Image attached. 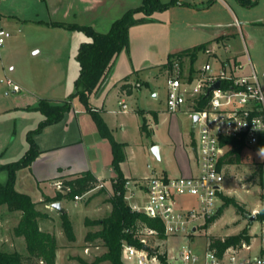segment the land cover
<instances>
[{"label":"crops","instance_id":"crops-1","mask_svg":"<svg viewBox=\"0 0 264 264\" xmlns=\"http://www.w3.org/2000/svg\"><path fill=\"white\" fill-rule=\"evenodd\" d=\"M142 2L143 0H0L2 27L21 32L19 23L24 28L28 24L33 26L25 29L21 40H30L33 32L37 33L34 36L58 35L62 41L63 37L67 38L65 47L61 46L62 42L59 43L57 50L63 47L65 49L59 59L51 53L56 58L54 62L48 58V63H40L39 70L31 68L25 75L22 72L16 74V66L9 61V54L15 45L13 41L5 42L0 48V76L4 75L7 80L11 79L19 86V90H14L6 80L7 85L0 87L1 184H6L10 177L8 169L3 167L18 161L26 154L30 148L28 134L35 131L45 119L44 114L37 109L40 99L60 102L74 92L68 93L66 87L69 84V70L72 66L73 75L78 66V77V48L82 42L90 39L82 31L48 26L45 22L77 23L91 26L99 32H107L117 18L128 9L140 6ZM118 6L122 8L119 14ZM136 18L140 20L130 28L129 49L122 50L115 57L102 84L90 97L93 108L101 114L107 112L106 98L113 89L121 97L118 101L121 109L127 111L129 107L123 96L131 95L141 88L139 84L135 88L131 85L136 73L140 74L144 69L160 64L165 68L169 54L203 43L213 53L208 55L207 60L212 61L211 57L215 58L217 66L223 61L235 59L246 66V71L254 67L257 73L264 76V0H256L252 7H245L237 0H180L179 4L167 10L154 12L150 19H145L143 13H138ZM74 37L80 43L73 46L69 41ZM231 40L235 44L232 45ZM33 49H36L33 55L42 51L36 48V44L31 45V50ZM52 49L55 50L56 46ZM7 64L8 68L5 66ZM128 76L130 79L126 80ZM1 82L5 80L1 79ZM120 102H124L127 108L123 109ZM32 139L40 154L31 165L16 171L15 188L29 194L38 204L44 196L55 195L57 190L52 185L55 180L91 171L103 184L104 191L116 177L112 167L113 153L106 143L107 140L99 135L92 115L76 98L62 120L46 125L40 132L33 134ZM191 146L194 164H190L188 159L186 165L179 167V175L198 171L196 144ZM185 155L187 157L186 152ZM121 170L129 180L140 181L145 178L128 176L123 163ZM99 188L88 193L91 194ZM60 202L63 208V201ZM43 205L44 209L40 210L49 214V205ZM40 227L42 229L41 224ZM44 231L49 232L47 229ZM253 243L256 246V239Z\"/></svg>","mask_w":264,"mask_h":264},{"label":"rangeland","instance_id":"rangeland-1","mask_svg":"<svg viewBox=\"0 0 264 264\" xmlns=\"http://www.w3.org/2000/svg\"><path fill=\"white\" fill-rule=\"evenodd\" d=\"M120 10H122L121 6H118L117 14H119ZM19 26L22 28L21 32L17 29L14 31L9 28L12 30V32L9 30L12 36L6 41V43L13 41V44H15L9 54V61H12V65L16 66V74L22 72L25 75L31 68L39 70L40 63H48V58L54 62L56 58H53L51 53H54L56 57L58 56V59L63 54L65 50L64 43L67 41L66 37H63L62 41L58 35H53L52 37L43 34L34 36L37 33L33 32L31 36L33 35L32 37L35 40L31 38L30 43V40H21L20 37L26 32V28L28 30L29 27L33 26L28 24L24 28L21 23H19ZM60 42H62L61 46L64 47L60 48L61 50H57ZM79 43L76 37L69 41V44L73 46ZM32 44H36V48L42 50L40 54L33 55V51L36 49L31 50ZM231 44L233 45L235 42L231 40ZM53 46H56V53L52 49ZM208 58V54L205 53V50H202L199 52V57L195 64L201 65ZM211 60L217 66L216 59L211 57ZM188 63L186 65L187 68L189 67ZM5 66L8 68V64ZM76 67L75 75H72L74 71L72 66L69 70V84H66L68 93L75 90V81L78 74V66ZM166 69L167 67L164 68L160 64L144 69L140 74L136 73L134 75L133 83H131L132 87L134 86L135 88L139 84L141 88L135 90L131 95L123 96L129 107L127 111L121 109V105L118 102L121 97L117 94L116 89H113L106 98L105 107L107 112L102 114L103 118L114 140L128 143L125 146L126 158L122 162L128 176L149 177L152 174L161 175L164 172L169 176H177L180 172L179 167L186 165L188 159L190 164H194V154L191 151V145L197 144L199 137L197 131L193 128V118L187 108L177 111L168 109L166 84L168 71ZM258 75L264 87V76L260 72ZM1 79L5 80V82L2 83ZM129 79L130 77L128 76L126 80ZM6 80L4 75L0 76V87L7 85ZM144 80L148 81V83ZM142 125L145 126L144 130L141 128ZM105 139L112 151L111 141L108 138ZM155 146L159 147L161 159L153 152V147ZM103 155L105 156V154ZM243 157L244 159L240 163L226 165L225 181L222 184L223 190L221 192L223 195L235 197L243 207V210L239 212L233 205H229L224 209V213L211 222L208 227L204 225L201 230L203 236L197 238V249L201 251L205 246L206 239L210 237L224 238L238 234L244 228H248L252 233L260 231L256 220L250 222L247 216L253 213L260 204L259 197L264 188V167L263 176H261L259 163L264 162V149L247 146L243 150ZM113 180L110 181L107 189L102 190V192H99L98 189L91 194H84L79 200L74 198L62 200V211L69 215L73 223L76 237L73 241L67 237L63 229L62 211L53 208L51 206L52 203L48 204L50 215L48 214V218L41 220L40 224L43 230L47 229L56 236L59 246L56 264H82L79 261V257L87 263H91L106 252L107 248L100 239L86 240V236L90 231L95 232L101 227L91 223L88 224L87 220L103 219L110 214L111 203L109 199L114 194ZM59 182L60 179L52 182L56 190ZM138 194L140 199H142L143 192L139 191ZM179 200L186 207H191L196 203V200L190 196L181 197ZM224 203L222 198L217 201L219 207L223 206ZM43 204H38L37 208L39 210L44 209ZM20 217V211L11 212L6 205L0 206V246L3 250L19 251L27 255L24 237L17 236L14 233V227L18 224ZM166 246V243H164L163 247ZM98 264H110V262L101 261Z\"/></svg>","mask_w":264,"mask_h":264},{"label":"built area","instance_id":"built-area-1","mask_svg":"<svg viewBox=\"0 0 264 264\" xmlns=\"http://www.w3.org/2000/svg\"><path fill=\"white\" fill-rule=\"evenodd\" d=\"M11 34L0 25V48ZM205 53L213 54L210 49ZM183 61L184 68L175 59L172 68L166 69L167 106L170 111L187 108L192 118L198 115L194 127L199 137L198 171L189 175L152 174L140 181L127 180L125 198L129 206L133 211L159 220L165 237L160 238L156 228L141 226L136 233L140 245L122 242V260L124 264H264V218L258 219L264 211V188L260 204L253 211L260 231H249L250 243L231 245L220 253L211 246L209 238L202 251L197 249V238L203 236L202 227L219 208L217 201L226 171L221 159L230 147L224 140L237 138L247 146L259 147L264 133V87L254 67L246 71V66L235 59L218 66L207 60L195 67L191 79L186 67L189 60L184 57ZM217 81H221L220 86L205 97L208 87ZM7 83L19 90L11 79ZM201 99L206 100L205 104L200 105ZM120 103L123 109L127 108L124 102ZM60 188L59 182L57 189ZM139 191L143 192L142 199ZM185 196L193 197L195 205L184 206L179 199Z\"/></svg>","mask_w":264,"mask_h":264},{"label":"trees","instance_id":"trees-1","mask_svg":"<svg viewBox=\"0 0 264 264\" xmlns=\"http://www.w3.org/2000/svg\"><path fill=\"white\" fill-rule=\"evenodd\" d=\"M245 7H252L256 0H237ZM180 0H143L138 7L128 9L121 17L117 18L107 32L96 31L91 26L79 25L77 23L65 22H45L48 26L64 27L69 30H79L84 32L90 39L82 42L78 48L77 61L79 63V75L75 81V90L67 99L60 102H52L48 99H40L37 109L40 110L45 119L39 124L35 131L28 134L30 148L26 154L16 162L5 165L3 168L9 171V180L6 184L0 183V206L6 205L9 211H20L21 217L18 224L14 227V233L17 236H23L26 242L27 255L19 251H6L0 246V264H56L57 244L56 236L50 232L44 231L40 227V221L49 217L46 212L37 208L38 203L32 197L24 192H19L15 188L16 171L22 167L32 164L40 154V150L32 139L33 134L40 132L46 125L59 122L63 119L65 113L72 108V101L76 98L83 108L89 112L98 128L99 135L108 138L112 144V167L116 177L112 181L114 194L109 199L111 203L110 214L103 219L87 220L88 224L101 226L95 232L90 231L87 241L100 239L107 248L106 252L95 261L87 263L79 257L82 264H98L101 261H109L110 264H124L122 261V242L124 240L140 245L137 236V230L141 226L156 228L159 237H165L163 226L159 220L148 217L142 212L133 211L129 206L125 195L127 192L126 182L128 178L124 176L121 170V163L126 158V143L114 140L110 129L105 122L102 114L93 108L90 103V97L102 84L104 78L110 71L115 57L122 51L128 50L130 46V28L139 22L136 18L138 13H143L145 19H150L151 15L157 11H164L171 6L177 5ZM183 4V3H182ZM185 4V3H184ZM187 4V3H186ZM207 44L203 43L176 53L169 54L167 67L172 68L175 59L180 60V65L184 68L183 58L189 60V78L195 73V63L199 52L206 50ZM128 78V77H126ZM206 100L201 99L200 105L205 104ZM143 130L145 126L141 127ZM230 144L226 154L221 159L222 165L240 163L243 161V150L247 147L243 140L237 138H228L224 140ZM259 147L264 148V133L261 136ZM264 162L259 163V170L263 176ZM61 188L57 189L54 196H44L40 203H54L62 201L65 198H75L100 187L101 182L91 171H84L70 175L60 180ZM103 187L99 188L102 192ZM219 197L224 200V205L220 206L217 212L206 220L205 226L208 227L211 222L224 213V209L233 205L239 212L243 210L241 204L235 197L219 193ZM264 218V211L258 215V219ZM62 226L70 240H75L73 223L66 212L61 213ZM211 246L220 253L231 245H242L250 243L251 235L248 228H244L235 235H229L224 238L210 237Z\"/></svg>","mask_w":264,"mask_h":264},{"label":"water","instance_id":"water-1","mask_svg":"<svg viewBox=\"0 0 264 264\" xmlns=\"http://www.w3.org/2000/svg\"><path fill=\"white\" fill-rule=\"evenodd\" d=\"M220 83H221V81H217V82L211 84V85L208 87V90H207V93H206L205 97H207L208 94H209L213 89L218 88V87L220 86ZM197 120H198V115H194V116H193V128L195 127V124H196ZM153 152L155 153V155H156L159 159H161L160 151H159V147H157V146L153 147ZM51 206H52L53 208L57 209L58 211H62V204H61L60 201H57V202L52 203ZM247 217H248V221H250V222H253V221L256 220V215H255L254 213L248 214ZM144 247H145L146 249L149 248L147 245H145Z\"/></svg>","mask_w":264,"mask_h":264}]
</instances>
